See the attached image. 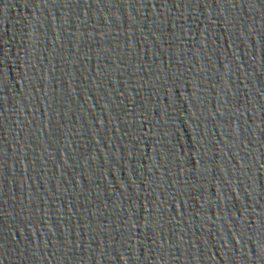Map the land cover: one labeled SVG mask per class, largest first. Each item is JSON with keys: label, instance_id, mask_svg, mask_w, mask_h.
<instances>
[{"label": "water", "instance_id": "1", "mask_svg": "<svg viewBox=\"0 0 264 264\" xmlns=\"http://www.w3.org/2000/svg\"><path fill=\"white\" fill-rule=\"evenodd\" d=\"M0 264H264V0H0Z\"/></svg>", "mask_w": 264, "mask_h": 264}]
</instances>
